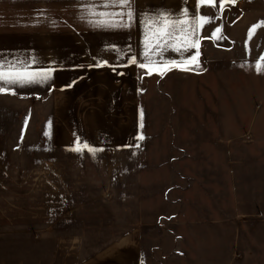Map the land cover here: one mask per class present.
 Instances as JSON below:
<instances>
[{"label": "rangeland", "instance_id": "374dc122", "mask_svg": "<svg viewBox=\"0 0 264 264\" xmlns=\"http://www.w3.org/2000/svg\"><path fill=\"white\" fill-rule=\"evenodd\" d=\"M23 1L51 0H0ZM251 1L245 15L238 0L210 6L199 62L137 66L133 144L54 149L47 122L16 137L21 97L0 91V264H82L129 233L143 264H264V5Z\"/></svg>", "mask_w": 264, "mask_h": 264}, {"label": "crops", "instance_id": "0c3cea01", "mask_svg": "<svg viewBox=\"0 0 264 264\" xmlns=\"http://www.w3.org/2000/svg\"><path fill=\"white\" fill-rule=\"evenodd\" d=\"M246 1L238 0L243 11L240 15L247 13L244 3L253 2ZM221 2L214 0L213 4L198 6L197 0H132L134 18L130 26L113 30L85 23L81 19L82 9L88 5L83 0L0 2V62L29 60L33 61L32 70L55 69L44 83L14 87L21 97V124L15 136L42 137L36 129L39 122H47L48 138L54 149L86 144L99 150L114 142L133 144L138 120L137 66L144 51L148 49L156 62L147 66H170L175 70L189 64L185 57L193 52L199 55L191 63L199 62L203 46L213 39L200 22L196 32L198 42L192 48L193 37L187 34L188 28L181 32V25H176L175 36L162 44L163 54L153 55L151 50L159 42L157 37L162 35V29L149 17L158 12L179 16L187 8L194 14L212 18L210 6L212 10L221 9ZM258 3L262 7L264 0ZM231 5L224 3L223 9ZM25 7L29 9L27 13ZM187 19L190 18H186V23ZM130 56H135L137 63H131ZM173 60L178 66L167 63ZM97 61L106 63L93 66ZM45 109L46 116L38 115ZM140 249L137 235L129 233L98 252L94 261L82 264H143Z\"/></svg>", "mask_w": 264, "mask_h": 264}, {"label": "snow or ice", "instance_id": "6c2138e0", "mask_svg": "<svg viewBox=\"0 0 264 264\" xmlns=\"http://www.w3.org/2000/svg\"><path fill=\"white\" fill-rule=\"evenodd\" d=\"M235 2L236 0H222L220 7H223L224 3L235 4ZM83 3L88 6L82 9L83 14L81 19L93 28H99L101 30L123 29L129 27L134 18L132 0H83ZM213 3L214 0H197L198 6ZM117 9H119V11H117ZM186 18H190L187 19V23ZM149 19L156 23L158 28L162 29V35H158L157 37L159 42L155 45L151 52L153 55H162V44H165L175 36L174 30L176 25H181V32L185 31V27L188 28L187 34L193 37V42L190 47L195 48L198 42L196 32L197 29L201 27L200 22L206 19L214 18H205L204 16L194 14L189 9L185 8L181 10V14L179 16H174V14L168 12H158L154 14V16L149 17ZM169 25L171 27H169ZM220 31L221 29L219 27L215 29V32ZM114 50L122 51L119 49ZM177 51L180 52L179 49ZM198 55V52H193L190 57H185V59H187L191 64V62L197 60ZM129 60L131 63H137V58L135 56H130ZM261 60H264V57H261ZM32 63L33 61L29 60L0 62V91H8L16 86H24L25 84L44 83L50 78L49 73L55 70L46 69L35 71L31 69ZM104 63L106 62L97 61L93 66L101 67ZM154 63L156 62L152 60L149 50L146 49L143 53V60L138 64V66L143 69L146 68L148 64ZM167 63L177 65V61L175 60L168 61ZM257 67L259 68V65H257ZM180 70L194 71L195 66L184 67ZM45 135H48V133H45ZM138 139H143V137L140 136ZM138 146L139 145H136V147ZM84 147L88 148V150L93 152V154L97 151V149L89 148L86 144ZM73 150L79 152L81 149L76 147ZM100 150L102 151V149Z\"/></svg>", "mask_w": 264, "mask_h": 264}]
</instances>
